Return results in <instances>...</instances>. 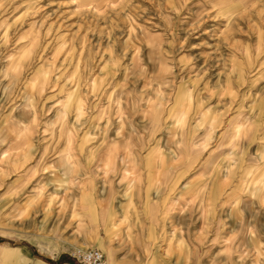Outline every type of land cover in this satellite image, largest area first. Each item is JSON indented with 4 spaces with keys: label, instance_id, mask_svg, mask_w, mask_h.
I'll use <instances>...</instances> for the list:
<instances>
[{
    "label": "rangeland",
    "instance_id": "rangeland-1",
    "mask_svg": "<svg viewBox=\"0 0 264 264\" xmlns=\"http://www.w3.org/2000/svg\"><path fill=\"white\" fill-rule=\"evenodd\" d=\"M154 145L183 174L176 190L198 192L192 215L212 179L207 204L224 190L249 194L236 200L242 222L261 228L264 0H0V190L54 164L95 191H121ZM228 243L220 237L219 255Z\"/></svg>",
    "mask_w": 264,
    "mask_h": 264
},
{
    "label": "crops",
    "instance_id": "crops-1",
    "mask_svg": "<svg viewBox=\"0 0 264 264\" xmlns=\"http://www.w3.org/2000/svg\"><path fill=\"white\" fill-rule=\"evenodd\" d=\"M142 161L143 174L128 180L121 191H95L88 181L76 180L54 164L46 165L49 170L41 174L3 180L0 264H77L68 254L74 246L100 249L109 264H192L198 258L264 262V223L257 229L242 222L247 212L236 204L237 199L253 196L230 191L223 197L224 190L209 205L211 179L202 192L197 218L186 205L198 192L176 190L183 174L172 173L175 160L170 149L154 145ZM90 163V158L84 159L85 166ZM213 171L214 177L217 168ZM29 177L33 189L24 185ZM77 182L82 184L76 186ZM221 198L227 199L225 206L219 205ZM221 236L229 241L226 256L219 255ZM237 248L243 253L236 254Z\"/></svg>",
    "mask_w": 264,
    "mask_h": 264
},
{
    "label": "built area",
    "instance_id": "built-area-1",
    "mask_svg": "<svg viewBox=\"0 0 264 264\" xmlns=\"http://www.w3.org/2000/svg\"><path fill=\"white\" fill-rule=\"evenodd\" d=\"M68 254L77 264H109L105 254L96 247L74 246Z\"/></svg>",
    "mask_w": 264,
    "mask_h": 264
}]
</instances>
